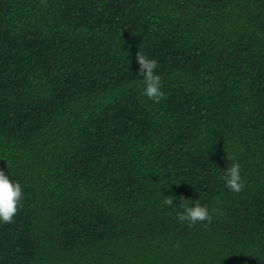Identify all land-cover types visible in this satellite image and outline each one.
Listing matches in <instances>:
<instances>
[{
	"label": "trees",
	"instance_id": "obj_1",
	"mask_svg": "<svg viewBox=\"0 0 264 264\" xmlns=\"http://www.w3.org/2000/svg\"><path fill=\"white\" fill-rule=\"evenodd\" d=\"M0 170V264H264V0H0Z\"/></svg>",
	"mask_w": 264,
	"mask_h": 264
},
{
	"label": "clouds",
	"instance_id": "obj_2",
	"mask_svg": "<svg viewBox=\"0 0 264 264\" xmlns=\"http://www.w3.org/2000/svg\"><path fill=\"white\" fill-rule=\"evenodd\" d=\"M135 59L139 65L138 75L143 79V95L153 101V103H160L164 98V93L161 91V77L155 71L158 68L157 60L154 58L149 59L139 51L136 53ZM227 159L235 161L236 158L232 156L227 157ZM223 179L225 180V187L230 191L239 193L243 190L244 181L240 175V164L238 162H233L225 168ZM22 198L23 190L21 185L11 181L8 175L3 170H0V222L5 224L14 222V216L21 206ZM164 203L171 206L173 197H166ZM178 220L180 222L188 221L189 226H192L197 222L211 223L212 216L206 206L199 203L194 206L185 204L183 212L178 213Z\"/></svg>",
	"mask_w": 264,
	"mask_h": 264
}]
</instances>
